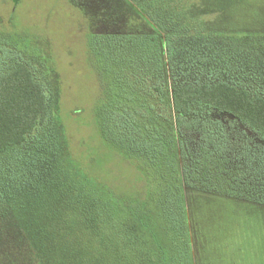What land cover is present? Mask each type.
I'll list each match as a JSON object with an SVG mask.
<instances>
[{"label":"trees","instance_id":"16d2710c","mask_svg":"<svg viewBox=\"0 0 264 264\" xmlns=\"http://www.w3.org/2000/svg\"><path fill=\"white\" fill-rule=\"evenodd\" d=\"M109 1L99 22L119 30L90 34L101 89L95 123L109 148L140 171L145 187L127 195L91 181L92 196L106 194L111 224H124L130 240L135 235L143 243L140 253L150 264H194L191 230L203 200H231L264 213V147L246 139L232 149L225 126L212 117L232 116L264 144V32L214 24L193 0ZM137 22L152 27L151 37L137 31ZM10 36L1 35L0 45ZM165 43L174 49L170 70L160 57ZM148 47L159 57H145ZM50 118L35 71L14 60L0 75V155L25 146ZM42 158L33 153L25 160L38 167L35 175ZM67 160L70 175L42 189L16 188L25 183L24 167L0 178V264L40 263L42 241L21 233L14 214L22 206L18 196L35 197L48 185L54 192L72 175L81 183L80 162L73 153Z\"/></svg>","mask_w":264,"mask_h":264},{"label":"rangeland","instance_id":"374dc122","mask_svg":"<svg viewBox=\"0 0 264 264\" xmlns=\"http://www.w3.org/2000/svg\"><path fill=\"white\" fill-rule=\"evenodd\" d=\"M109 2L0 0V36L11 35L8 44L0 45V57H4L0 58V75L14 60L29 63L43 84L51 107L47 126L8 157L0 155V178L15 172L17 175L24 167L25 183L16 188L33 191L32 185L42 189L43 184L55 182L63 174L64 178L65 174L70 175L69 171H73L67 160L70 153L81 165V183L72 175L54 192L48 185L47 191L35 197L26 193L18 196L22 206L14 214L20 232L42 241L39 264H150L140 253L143 243L136 241L135 235L130 240L124 224H111L106 194L100 198L92 196L91 181L127 195L141 192L145 187L140 171L109 148L95 123L94 109L101 89L92 66L90 34L93 29L98 34L119 30L99 22L103 11L111 8ZM192 2L214 24H228L238 33L264 32V0ZM130 26L134 28L133 24ZM137 29L139 33L143 29L142 33L150 37L154 32L148 24ZM152 47H148L145 57H159L152 53ZM163 49L160 57H166L170 70L174 49L167 43ZM212 117L225 126L232 149H239L246 139L264 147L232 116L216 112ZM33 153L43 155L40 162L43 167L35 171L36 175L32 170L38 167L34 169V165L28 167L25 163ZM12 160L22 168H11ZM202 202L197 205L195 227L191 230L194 264H264V213L231 200L215 198ZM14 231L18 230L14 228Z\"/></svg>","mask_w":264,"mask_h":264}]
</instances>
